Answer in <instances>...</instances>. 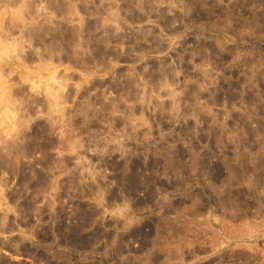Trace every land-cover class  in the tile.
<instances>
[{"label": "rangeland", "instance_id": "374dc122", "mask_svg": "<svg viewBox=\"0 0 264 264\" xmlns=\"http://www.w3.org/2000/svg\"><path fill=\"white\" fill-rule=\"evenodd\" d=\"M73 1L0 0V34L17 23L0 47L12 86L0 81V162L18 169L0 186V223L18 221L6 195L22 173L35 184L25 196L50 213L28 227L13 223L11 235L33 243V254L0 247V256L20 264H264V0ZM33 15L30 27L84 24L87 64L20 59L11 36H24L25 56L44 47L22 33ZM60 85L67 99L44 107ZM5 232L0 241L10 240Z\"/></svg>", "mask_w": 264, "mask_h": 264}, {"label": "bare ground", "instance_id": "6f19581e", "mask_svg": "<svg viewBox=\"0 0 264 264\" xmlns=\"http://www.w3.org/2000/svg\"><path fill=\"white\" fill-rule=\"evenodd\" d=\"M59 1V0H58ZM61 1V0H60ZM75 1V0H74ZM73 1V2H74ZM119 1V0H118ZM121 1V0H120ZM125 1V0H124ZM139 2H140V0H138ZM147 1V0H146ZM150 1V2H149ZM148 2H149V4H150V6H151V0H149ZM78 2H79V0H78ZM78 2H77V5H78ZM111 2V1H110ZM126 3H128V1H125ZM130 2V1H129ZM144 2V1H143ZM153 2V1H152ZM54 3H56V2H54ZM84 3V2H83ZM82 3V4H83ZM125 3V4H126ZM68 4V6H69V3H67ZM74 3H72L71 5H73ZM85 4V3H84ZM124 4V6H130V4L128 3V5L126 4L125 5ZM135 4V3H134ZM70 5V6H71ZM109 5V4H108ZM122 5V4H121ZM133 5V4H132ZM131 5V6H132ZM140 5V4H139ZM52 6V5H51ZM50 6V7H51ZM74 6V5H73ZM80 6V4L78 5V7ZM86 6V5H85ZM134 6V5H133ZM53 7V6H52ZM51 7V8H52ZM77 7V6H76ZM77 7V8H78ZM47 8V7H46ZM58 8V7H57ZM77 8H75V10L77 9ZM106 8V7H105ZM109 8H111V7H109ZM122 8V7H121ZM128 8V7H127ZM130 8V7H129ZM132 8V7H131ZM130 8V9H131ZM151 8V7H150ZM79 9V8H78ZM81 9V8H80ZM79 9V10H80ZM123 9V8H122ZM74 10V11H75ZM105 10V9H104ZM129 10V9H128ZM148 10V9H147ZM56 11V10H55ZM54 11V12H55ZM59 11V10H58ZM64 11H65V9H64ZM149 11H151V10H149ZM31 12V11H30ZM38 12H39V10H38ZM32 13V12H31ZM37 13V12H36ZM40 13V12H39ZM58 13V12H57ZM70 13V12H69ZM68 13V11H67V14L66 15H68L69 14ZM71 15L73 14V13H70ZM38 15V14H37ZM25 16V15H24ZM17 17V16H16ZM19 17V16H18ZM17 17V18H18ZM22 17V16H21ZM37 17V16H36ZM36 17H34V15L31 17V18H29V21H27V22H29V23H27L26 21L24 22V24L25 25H27L28 26V24H30V20L32 19V21H34L35 19H36ZM10 18V17H9ZM15 18V17H14ZM20 18V17H19ZM23 18V17H22ZM11 19V18H10ZM21 19V18H20ZM12 20V19H11ZM24 20H28V19H26V18H23V20L21 19V22L22 21H24ZM47 20H48V18H47ZM50 20V19H49ZM48 20V21H49ZM69 20V19H68ZM80 20H81V22H82V19L80 18ZM41 21V22H40ZM39 22H40V25L42 26V27H37L38 26V24H39V22H35L36 24H37V26H33V27H30V26H28V28H27V31H23L22 33H26L27 34V36L28 35H31L32 36V39H35V41L36 42H44V47H43V49H41V51L40 52H34L33 50H30V51H33V52H31L30 53V51L29 52H26L27 54H26V56L25 55H23V53L21 52V50H23V41H22V39H24V36L22 35V37H20L21 38V40L20 39H14L13 38V33H12V35L13 36H11L10 34V36L12 37V41H11V43L10 44H8V45H11L12 46V48H14V49H16L17 50V52H18V54L17 55H19L20 56V59H22L23 58V60L25 59V60H28V61H32V60H34V58H36V60L38 59V60H40V61H48L49 63H51V62H54V60H59V61H66V62H71V63H73V64H78V65H80L82 62L85 64H87V58H85L84 60L86 61V62H84V60H83V58H81V54H82V52L85 50V49H82V47L84 46L85 47V45H84V43H83V45H82V43H80L81 41H83V37L81 36V35H83L82 34V32L85 30L84 29V24L82 25L80 22V24L79 25H77V26H72V27H69V26H65V25H63V24H58V26L56 27H53V25H49V23L50 22H52L51 20H50V22H48V21H46V19H45V21L44 20H40ZM44 21V22H43ZM10 22V21H9ZM47 22H48V25H47ZM64 22V21H63ZM69 22V21H68ZM32 24H33V22H31ZM10 24V23H9ZM15 24H17L16 22H13L12 21V24H10V25H7L8 27L6 28V29H4V31L6 30V32L5 33H3L4 31H2L1 33L2 34H0V47L1 46H7V43H5V39L6 38H3V37H7L8 38V33L10 32L9 30H11L10 28L11 27H14L15 26ZM23 24V25H24ZM51 24V23H50ZM103 24V23H102ZM39 25V26H40ZM82 25V26H81ZM98 26V28H100V26L105 30V28L101 25V23L100 22H96V23H94V26ZM52 26V27H51ZM78 26H80V27H78ZM88 26V25H87ZM97 26L95 27V28H97ZM17 27H18V25H17ZM3 28V27H2ZM15 28V27H14ZM26 28V27H25ZM85 28H87V27H85ZM89 28V27H88ZM88 28L86 29V30H88ZM98 28H97V30H98ZM90 29H92V25H91V28ZM89 29V30H90ZM96 30V31H97ZM107 30V29H106ZM114 30V29H113ZM108 31V30H107ZM115 31V30H114ZM89 32H91V31H89ZM106 32V31H105ZM116 32V31H115ZM114 32V33H115ZM85 35H86V33H85V31L83 32ZM108 33V32H107ZM25 34V35H26ZM111 34V33H110ZM116 34V33H115ZM50 36V39L49 40H47V38H46V36ZM9 36V37H10ZM31 36H29V38L31 37ZM79 36H80V38H79ZM96 36V35H95ZM109 36V35H108ZM111 37H112V35H110ZM109 36V37H110ZM116 36V35H115ZM10 37V38H11ZM26 37V36H25ZM79 39H78V38ZM89 37V36H88ZM109 37H107V38H109ZM114 37V36H113ZM77 38V39H76ZM82 38V39H81ZM107 38L105 39V40H107ZM9 39V38H8ZM31 39V40H32ZM88 38H86L85 40H87ZM96 40V38H94L93 37V39L92 40ZM98 39V38H97ZM7 40V39H6ZM11 39H9V41H10ZM26 40H27V38H26ZM68 41V42H66V41ZM78 40H81L80 42L78 41ZM84 40V41H85ZM91 39H89L88 41H90ZM99 40V39H98ZM76 41V42H75ZM81 44V45H78V46H76L75 45V43H78V42ZM88 41H86V42H88ZM91 42V41H90ZM99 42V41H98ZM28 43V42H27ZM38 43V44H39ZM78 43V44H79ZM95 43V42H94ZM97 43V42H96ZM89 44H91V43H89ZM29 45H30V43H29ZM86 45H87V43H86ZM31 46V45H30ZM43 46V45H42ZM80 46H82L81 48H80ZM91 46V45H90ZM22 47V48H21ZM27 47V46H26ZM32 47H33V45L31 46V49H32ZM37 47V46H36ZM77 47L79 48V50L77 49ZM96 47V46H95ZM21 48V49H20ZM1 49V48H0ZM4 49V48H3ZM83 50L82 52H81V50ZM26 50H28V49H26ZM93 50V49H92ZM36 51V50H35ZM80 51V52H79ZM102 51V50H101ZM85 53H86V51H84ZM90 52V51H89ZM89 52H87L88 54H89ZM93 52V51H92ZM14 53V52H13ZM97 53L98 54H96L97 56L99 55L100 56V54H99V52L97 51ZM105 53V52H104ZM103 54V53H102ZM106 54V53H105ZM80 55V56H79ZM86 55V54H85ZM94 55V54H93ZM19 56H18V58H19ZM36 56V57H35ZM17 57V56H16ZM90 57V56H89ZM101 57V59L103 60V58L104 57H102V56H100ZM99 57V58H100ZM82 59V60H81ZM92 59V58H91ZM91 59H89V60H91ZM35 60V61H36ZM37 60V61H38ZM89 60H88V63H89ZM102 60H101V62H102ZM106 60V58L103 60V62ZM27 61V62H28ZM39 61V62H40ZM82 61V62H81ZM45 62V63H46ZM56 62H58V61H56ZM91 62V61H90ZM106 63H107V60L105 61ZM104 62V63H105ZM22 63H23V61H22ZM59 63V62H58ZM80 63V64H79ZM55 64V63H54ZM46 65H49L48 63L46 64ZM82 65V64H81ZM89 65V64H88ZM42 66V65H41ZM82 66H85V65H82ZM58 67V66H57ZM55 68H56V66H55ZM5 70H7V68H5ZM4 69H3V67H0V81H2V83H3V86H5V89L7 90V91H9L10 89H11V87L12 86H10L8 83H9V81L7 80V78H5L4 77V71H5ZM7 74H10V73H7ZM11 75V74H10ZM9 76V75H8ZM15 78V77H14ZM13 78V79H14ZM5 84V85H4ZM21 85V84H20ZM2 87V86H1ZM0 87V88H1ZM17 87H19V86H17ZM22 87V86H21ZM20 87V88H21ZM27 87V86H26ZM60 88H58V89H60V90H58V91H56L55 92V90L56 89H54V92L55 93H57V94H55L54 92H53V90L52 89H50V91H52L51 93H52V95L53 94H55L54 96H52L51 97V93L50 92H47L50 96H48V94L46 95V96H48V98H47V102H48V105H46V106H44V107H54L56 104H60V102H62V101H64V98L63 97H65V96H63V93L61 92L62 91V89H64V86L63 85H60L59 86ZM19 88V89H20ZM16 89V88H15ZM14 89V90H15ZM28 89V88H27ZM13 90V91H14ZM18 90V89H17ZM17 90H15V91H17ZM14 91V92H15ZM26 91V89L25 88H22V89H20V90H18L17 92H18V94H20V93H22V95H24L23 97L25 98L26 96L25 95H27V94H23V93H26L25 92ZM64 91V90H63ZM17 92H15V93H17ZM14 93V94H15ZM28 93H29V91H28ZM31 93V92H30ZM21 95V96H22ZM67 95V94H66ZM15 96V95H14ZM17 96H20V95H17ZM63 96V97H62ZM22 97V98H23ZM29 97V96H28ZM42 97V96H41ZM50 97V98H49ZM12 98V97H11ZM14 98V100L16 99V97H13ZM19 98H21V97H19ZM38 98V97H37ZM45 98V97H44ZM61 98H63V100L61 99ZM66 99H67V96L65 97ZM18 99V98H17ZM16 99V101L14 102V104L17 102V101H21V99H18L17 100ZM27 99V98H26ZM25 99V100H26ZM32 99V98H31ZM40 99V98H39ZM42 99V98H41ZM49 99V100H48ZM60 99V100H59ZM65 99V100H66ZM13 100V99H12ZM11 100V101H12ZM13 100V101H14ZM24 100V99H23ZM22 100V101H23ZM46 100V99H45ZM58 100L60 101V102H58ZM62 100V101H61ZM19 101V102H20ZM29 101V100H28ZM30 101H32V100H30ZM38 101V100H37ZM40 102H42L41 100H39ZM26 102H27V100H26ZM26 102H22L23 104L25 103L26 104ZM46 102V103H47ZM36 103V102H35ZM50 103V104H49ZM18 103H16V106H15V108L16 109H21V108H19L20 107V105L18 106L17 105ZM20 104V103H19ZM22 104V105H23ZM28 104V103H27ZM33 104V103H32ZM45 104V103H44ZM54 104V106H52ZM8 105V104H7ZM31 105V104H30ZM39 105V104H38ZM42 105V104H41ZM50 105V106H49ZM14 106V105H13ZM27 106V105H26ZM25 106V107H26ZM24 107V106H23ZM27 107H29V106H27ZM26 107V108H27ZM50 107V108H51ZM26 108H24L25 110H26ZM49 108V109H50ZM30 109V108H29ZM28 109V110H29ZM13 110V109H12ZM31 110V109H30ZM22 111V110H21ZM31 112V111H30ZM23 113H24V110H23ZM24 114H26V113H24ZM21 115V114H20ZM22 116V115H21ZM25 116V115H24ZM26 117V116H25ZM28 117H29V115H28ZM3 137V136H2ZM1 137V138H2ZM22 138V137H21ZM10 141V140H9ZM34 143V142H33ZM32 143V144H33ZM0 144H1V142H0ZM5 144H7L6 142H5ZM39 144V143H38ZM4 145V144H3ZM11 145V144H10ZM5 146V145H4ZM3 146V147H4ZM11 146H13V145H11ZM10 146V147H11ZM20 146H21V144H20ZM32 146V145H31ZM40 146V145H39ZM10 147H8V148H10ZM14 147H15V145H14ZM17 147H18V145H17ZM41 147V146H40ZM7 147L4 149V148H2V150L4 149V151H6L7 149H8ZM11 149V148H10ZM17 149V148H16ZM26 149V148H25ZM9 150V149H8ZM13 150V149H12ZM8 153H9V151H7ZM12 152V151H11ZM14 152V151H13ZM12 152V153H13ZM18 152H20V151H18ZM29 152V151H28ZM31 152V151H30ZM29 152V153H30ZM22 153V152H21ZM4 154H5V152H4ZM14 154H16V153H14ZM23 154V153H22ZM21 154V155H22ZM12 155V154H11ZM10 155H8V157H9ZM3 156H0V158H2ZM19 157V156H18ZM23 157H24V155H23ZM25 157H26V155H25ZM7 158V157H6ZM15 158V157H14ZM13 158V159H14ZM11 159V158H10ZM1 160V159H0ZM5 160V159H4ZM1 161L0 162V186L2 187H5L6 185H9V176L7 175V174H9V175H16V170H18V169H16V165H14L13 163H11V162H9V161ZM50 161H52V160H50ZM50 163V162H49ZM16 164V163H15ZM20 164V163H19ZM52 164H54V163H52ZM21 165V164H20ZM25 166V165H24ZM23 167V166H22ZM27 168V167H26ZM32 168V167H31ZM20 169H21V167H20ZM33 169V168H32ZM27 170V169H26ZM26 170H24L23 169V171H26ZM21 171V170H20ZM5 172H7V173H5ZM31 172V171H30ZM4 173L7 175H5L4 176ZM27 173V172H26ZM20 174V173H19ZM18 175V174H17ZM21 175V174H20ZM28 174H23L22 173V175L21 176H19V180H18V183H17V185H19V188H17L16 187V189L15 190H13V191H11V192H8L7 193V195H6V198H8L9 199V201L8 202H14L13 203V208H15V211L18 213V215H19V218H18V221H17V223H16V221H15V223H16V225H17V227H18V225H20V226H25V225H27V227H28V225H30L31 224V222H32V219H33V217L35 216V215H38V217H41V215H42V213L44 214L46 211H44L45 210V208H42L41 207V205H39V204H36L35 203V201L34 200H32L33 198H35V197H33V198H30L29 196H25V189H28L29 187H30V180L32 179V178H30L31 176H29V178H28V176H27ZM17 178V177H16ZM33 178H35V177H33ZM45 178V177H44ZM43 178V179H44ZM41 179H42V177H41ZM42 179V180H43ZM33 180V179H32ZM36 180V179H35ZM38 181V180H37ZM41 181V180H40ZM40 181H38L39 183V185H37V187L38 186H44V185H46V184H48V183H45L46 181L48 182V180H43L44 181V185L41 183V185H40ZM37 183V182H36ZM34 184V183H33ZM35 185V184H34ZM34 185H32V183H31V186H34ZM46 187V186H45ZM39 188V187H38ZM3 188H1V190H2ZM30 189V188H29ZM38 191V190H37ZM1 192V191H0ZM2 194V193H1ZM0 194V205H2L3 204V200L1 199V197L3 198V195H1ZM20 198H22V200L20 199ZM5 199V198H4ZM21 200V201H20ZM7 201V200H6ZM9 203H7V205H8ZM47 204V203H46ZM49 204V203H48ZM4 205H5V202H4ZM11 204H9V206H10ZM49 206L51 207L52 206V204L50 205L49 204ZM49 206H46V207H49ZM44 207V206H43ZM8 209H9V207H7ZM7 208L5 209H3V210H6L3 214V217L2 218H4L3 219V223H4V221H5V219L7 218V214H8V212H9V210H7ZM48 213H49V211H47ZM50 214V213H49ZM36 217V216H35ZM11 218V217H10ZM9 218V219H10ZM8 219V220H9ZM50 219H52V218H50ZM11 221V220H10ZM0 222H1V218H0ZM6 222H7V220H6ZM14 223V222H13ZM13 223L12 222H8V223H6L7 225L4 227V225L5 224H3V226L1 227V223H0V227L3 229L4 228V231H6V232H10V231H12V230H14L13 228L16 226V225H13ZM14 223V224H15ZM33 224V223H32ZM30 227V226H29ZM42 227V226H41ZM1 228H0V230H1ZM44 229V228H43ZM46 231V230H45ZM73 231V230H72ZM75 232V231H74ZM41 233V232H40ZM47 233V232H46ZM45 233V234H46ZM44 234V235H45ZM59 236V235H58ZM77 236V235H76ZM16 238V239H15ZM15 238H11L10 240H8V241H0V247H1V249H5V251H8L9 252V254H13V253H21V254H30V253H32L33 254V252H35V249H37L36 248V246H34L33 245V243L32 244H30L29 242H27V240H26V238L24 237V236H21V237H15ZM74 239L75 237H71V239ZM69 240H70V238H69ZM75 240V239H74ZM72 242H73V240H71ZM77 243V242H76ZM72 244V243H71ZM2 255V254H1ZM36 258V257H35ZM50 260H51V258H50ZM46 262V261H45ZM51 262V261H50ZM0 264H20V263H15L13 260H8V259H6L5 258V256H0ZM22 264V263H21ZM25 264V263H24Z\"/></svg>", "mask_w": 264, "mask_h": 264}, {"label": "flooded vegetation", "instance_id": "af4514ba", "mask_svg": "<svg viewBox=\"0 0 264 264\" xmlns=\"http://www.w3.org/2000/svg\"><path fill=\"white\" fill-rule=\"evenodd\" d=\"M5 233H10V234H8V235L6 236V237H8V238H10V239H11V238H15V237L18 238L19 236H21V235H16V236H15V235H14V236L11 235L12 231H10V232L8 231V232H5ZM15 239H16V238H15Z\"/></svg>", "mask_w": 264, "mask_h": 264}]
</instances>
